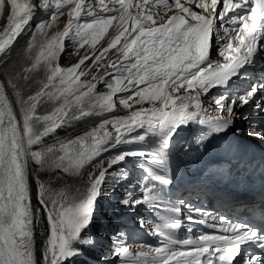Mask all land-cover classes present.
I'll return each mask as SVG.
<instances>
[{"label": "snow or ice", "instance_id": "6c2138e0", "mask_svg": "<svg viewBox=\"0 0 264 264\" xmlns=\"http://www.w3.org/2000/svg\"><path fill=\"white\" fill-rule=\"evenodd\" d=\"M109 2L112 7L98 0L96 6L105 13L99 15L85 0H0V14L6 7L10 9L0 32V62L38 13L48 16L31 29L32 38L22 53L25 63L6 72L7 79L0 81V264H40L35 225L40 222L41 210L48 224L42 264H71L105 238L111 246L100 257L101 264H112L109 256L119 258V264H264L261 227L213 215L185 200H169L167 194L174 183L170 156L178 130L191 124L200 126L183 147L188 156L205 150L211 137L234 132L237 126L251 140L264 141V60L256 70L257 54L264 53V0ZM65 11L71 17L69 23L49 38L46 29ZM82 15L91 20L81 21ZM117 17L113 34L98 54H86L68 68L53 63L64 51L63 42L70 33L79 47L94 46ZM37 37L42 38L39 44ZM118 45L117 56L108 59L101 74L93 76L107 52ZM214 45L220 57L217 60L211 58ZM34 49L38 51L33 54ZM119 56L124 60L116 64ZM90 59L92 64L86 65ZM246 65H252L253 74ZM234 77L248 81V87L231 93L218 91L210 96L215 108H206L201 96L213 88L227 89L230 81L235 83ZM99 83L108 91L96 92ZM121 92L129 95L117 97ZM132 96L139 97L137 104L147 101L151 107L104 120L80 137L58 142V147L44 146L45 137L59 128L84 117L114 112L117 99L123 107L132 108L128 102ZM44 105L46 111L41 110ZM146 141L154 148L113 151ZM104 153H114L106 158V167L105 159H98ZM129 157L146 161L147 166L139 165L145 172L141 194H125L113 213L120 206H146L158 221H147L152 233L162 237L161 246L141 242L135 252L129 250L123 229L105 224L98 234L94 231L97 200L105 195L106 176ZM89 166L93 171L74 192L67 187L53 189L39 176L41 169L83 176ZM33 171L37 173L34 177ZM217 171L229 174L228 168ZM127 177L122 170L121 178ZM32 180L39 205L35 212ZM115 191L113 188L107 195ZM183 209L188 210L184 219L189 224L201 223L223 234L201 233L195 239L174 240L173 230L183 226L179 219ZM145 223L141 217L140 227ZM245 246L260 251L245 254Z\"/></svg>", "mask_w": 264, "mask_h": 264}, {"label": "rangeland", "instance_id": "374dc122", "mask_svg": "<svg viewBox=\"0 0 264 264\" xmlns=\"http://www.w3.org/2000/svg\"><path fill=\"white\" fill-rule=\"evenodd\" d=\"M105 3L109 5V1L105 0ZM97 5V4H96ZM97 7V6H96ZM101 8V7H97ZM5 10V9H4ZM3 10V12H4ZM2 14H0V24H1V18ZM48 17V16H47ZM68 15L63 14L60 16L54 23L52 28L46 29L47 36L50 38L52 35H54L57 32H60V28L62 24L66 21ZM6 24L0 25V32H3V29L5 28ZM73 33H70L69 38H65L63 42V48L64 51L59 53L57 60H55L53 63L58 64L61 68H68L71 67L72 65L76 64L81 57L85 56L86 54L89 56H92L93 53H99L100 51V43L103 39L100 38L94 46H90L89 44H85L83 47H79L71 38ZM32 38L31 30L30 32L18 43V45L13 49L9 55L6 57H3L2 62H0V79L2 81L7 79L6 72L10 73L14 69L20 67L25 63V57L22 55V53L25 52V49L28 47L29 40ZM42 38L37 37L36 43L39 44L41 42ZM38 51V49L33 50V54ZM62 56V57H61ZM94 57V56H93ZM104 64V63H103ZM84 66V65H83ZM83 66H81L83 68ZM99 72L102 71L101 67H98ZM98 71H93L92 75H99ZM103 72V71H102ZM42 75V74H41ZM39 78V77H38ZM83 79V78H82ZM88 79H91V77H88ZM111 79V78H110ZM108 89L104 86L103 83H99L97 85L96 92L98 93H104L107 92ZM9 95L11 97L12 93L9 90ZM129 95V94H128ZM126 95V96H128ZM119 97V96H118ZM116 99V97H114ZM139 100V97L132 96V98L128 101L130 105H132V108H125L122 105L119 104L118 99L116 101V110L114 112H109L105 113L103 116H94L92 119H89L88 117H84L81 120H77L72 122L71 126H66L62 127L61 130L64 132L63 135L60 136H55V134L51 135V138L48 140L44 141V146L48 145H57L58 147V142H67L69 140H73L77 137H80L84 135L85 133L91 131L94 126L93 124L97 121H100V123H103L104 120H113L116 118H122V117H127L131 114L132 111H136L142 107H144L147 104V107H151V104L147 101H144L142 103L137 104L136 101ZM48 109L47 105H44L42 107V111H46ZM91 121V122H90ZM94 122V123H93ZM111 131L112 129L109 127L108 129ZM142 144H133V145H122L119 149H114L113 151H119V150H125V149H134V148H139L141 147ZM107 154L110 153H104L103 157H99L98 159H105V167L107 166L106 164V158ZM93 163H96L94 160ZM37 166L33 163L32 168L35 169ZM89 171H93L92 167L89 166L87 170L84 171L83 176H78L76 174H63V173H56V172H45L43 169L40 170L39 176L40 179L47 185L50 186L53 189H64L68 188L72 192L75 191L76 188L82 187L84 181L87 179V175ZM33 175L36 176L37 173L33 171ZM60 176V179H57V176ZM122 170L118 165L113 166L112 169L109 170L105 183L103 185V191L105 195H102L101 197L98 198L97 200V210H102L105 214L109 215V213L112 212V208H114L116 202L121 199L118 198V195L121 194L122 188L120 186L122 178ZM115 188L116 191L113 193L111 196L107 195V193L110 192L111 189ZM110 205H113L110 206ZM112 207V208H111ZM147 208V207H146ZM122 210V206H120L119 211ZM117 212V214H125L127 212L126 209H124L123 212ZM113 214V213H112ZM111 215V214H110ZM99 218H102V215L99 216ZM114 220V218H112ZM94 231L98 234L100 231V228L97 226L95 227ZM107 241H109L106 238ZM105 239L103 241H106ZM130 240H127V246L129 247V242ZM110 242V241H109ZM98 248V247H96ZM96 248H91L86 250L88 254H91L92 252L96 251ZM139 247L137 246H130L129 250L130 251H137ZM110 259L112 260V264H119V258L117 257H111Z\"/></svg>", "mask_w": 264, "mask_h": 264}, {"label": "trees", "instance_id": "16d2710c", "mask_svg": "<svg viewBox=\"0 0 264 264\" xmlns=\"http://www.w3.org/2000/svg\"><path fill=\"white\" fill-rule=\"evenodd\" d=\"M62 57V56H61ZM55 136H60L63 135L64 132L61 130V128L57 129L56 132L54 133ZM51 136L45 137V140L50 139ZM33 175V173H32ZM34 177V175H33ZM32 185H33V210L35 212V209L37 207H39L36 198H35V181L32 180ZM48 234V224H47V217L43 214V211L41 210V219L38 225H35V240H36V245H35V249H36V254L38 257V260L40 261V264H42V256L41 253L43 251V247L44 244L46 242V237ZM80 262H82L81 260H79Z\"/></svg>", "mask_w": 264, "mask_h": 264}, {"label": "bare ground", "instance_id": "6f19581e", "mask_svg": "<svg viewBox=\"0 0 264 264\" xmlns=\"http://www.w3.org/2000/svg\"><path fill=\"white\" fill-rule=\"evenodd\" d=\"M22 2H23V0H22ZM33 2H35L34 0H33ZM9 11H10V9L9 8H5V10H4V12H3V15H2V18H1V24L0 25H3V24H6V22H7V16H8V14H9ZM40 13H38L37 15H39ZM36 15V16H37ZM35 18V17H34ZM31 26V25H30ZM19 39V38H18ZM142 108H149V107H147V104L144 106V107H142ZM96 120V119H95ZM99 122L100 121H97V122H93L94 124H93V126H94V128H97L100 124H99ZM93 128V129H94ZM186 128H189V131H188V133H195V134H197L201 129H200V126H198V125H195V124H191V125H189V126H187ZM190 128H193V130H191ZM203 130H205V129H203ZM231 146H233L235 149L236 148H238L239 147V145L237 144V143H235V144H232V141H231V139L229 138V144H228V147H231ZM192 156H193V154H192ZM148 208H146V206H138L137 208H128V209H126L127 210V212H125V214H123L122 216L123 217H127V218H133V214L130 212L131 210H135V211H139V212H144V211H146ZM118 215H120V214H118Z\"/></svg>", "mask_w": 264, "mask_h": 264}, {"label": "water", "instance_id": "95a60500", "mask_svg": "<svg viewBox=\"0 0 264 264\" xmlns=\"http://www.w3.org/2000/svg\"><path fill=\"white\" fill-rule=\"evenodd\" d=\"M24 38V36L20 37L17 42L15 43V45L12 46V50L18 45V43Z\"/></svg>", "mask_w": 264, "mask_h": 264}]
</instances>
